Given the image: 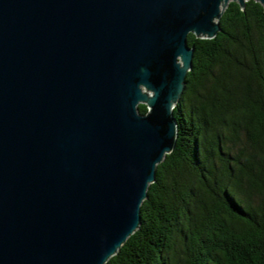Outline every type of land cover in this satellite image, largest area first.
<instances>
[{
    "label": "water",
    "instance_id": "obj_1",
    "mask_svg": "<svg viewBox=\"0 0 264 264\" xmlns=\"http://www.w3.org/2000/svg\"><path fill=\"white\" fill-rule=\"evenodd\" d=\"M229 1L0 0V264L118 250L175 143L186 36Z\"/></svg>",
    "mask_w": 264,
    "mask_h": 264
},
{
    "label": "trees",
    "instance_id": "obj_2",
    "mask_svg": "<svg viewBox=\"0 0 264 264\" xmlns=\"http://www.w3.org/2000/svg\"><path fill=\"white\" fill-rule=\"evenodd\" d=\"M193 48L137 228L104 264H264V11L230 0ZM144 113V104H138Z\"/></svg>",
    "mask_w": 264,
    "mask_h": 264
}]
</instances>
